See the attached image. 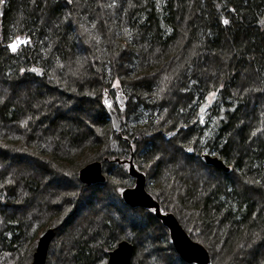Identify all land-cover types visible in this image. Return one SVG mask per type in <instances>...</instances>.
Instances as JSON below:
<instances>
[{
	"label": "trees",
	"instance_id": "obj_1",
	"mask_svg": "<svg viewBox=\"0 0 264 264\" xmlns=\"http://www.w3.org/2000/svg\"><path fill=\"white\" fill-rule=\"evenodd\" d=\"M2 4L0 264H31L48 229L60 247L51 244L46 264H106L124 240L135 245L132 264H187L153 211L122 200L135 186L123 162L132 152L162 212L210 264H264V0ZM116 83L120 132L105 105ZM206 153L231 171L204 164ZM96 160L107 181L86 186L79 171ZM76 201L109 204L120 222L99 207L64 222Z\"/></svg>",
	"mask_w": 264,
	"mask_h": 264
},
{
	"label": "water",
	"instance_id": "obj_2",
	"mask_svg": "<svg viewBox=\"0 0 264 264\" xmlns=\"http://www.w3.org/2000/svg\"><path fill=\"white\" fill-rule=\"evenodd\" d=\"M5 4L0 6V13L4 12ZM25 41L15 42L16 49L23 45ZM2 39L0 36V45ZM124 99L120 98V103ZM105 105L109 113V117L113 123V129L120 132L122 123L117 110L113 106V98L106 97ZM191 149V151H189ZM187 153L193 154V149L188 148ZM134 153L132 152L129 160L123 161L129 165V174L135 179V186L126 188L122 191V199L124 203L135 209L141 208L144 210H152L155 216L163 225L169 230L171 242L178 253L179 257L187 264H210L211 258L208 250L200 243L194 241L186 232L179 220L173 213H163L159 202L147 190V176L139 171L133 162ZM201 160L207 165L217 170L229 173L231 168L219 157L210 154H203ZM120 163L119 159H116ZM79 180L87 186L104 184L107 177L103 171V163L101 161H94L86 165L79 171ZM56 236L54 229H48L40 236L36 251L33 254V261L31 264H46L49 249L52 241ZM135 256V246L127 240L121 241L117 247L109 252L108 261L106 264H132Z\"/></svg>",
	"mask_w": 264,
	"mask_h": 264
},
{
	"label": "rangeland",
	"instance_id": "obj_3",
	"mask_svg": "<svg viewBox=\"0 0 264 264\" xmlns=\"http://www.w3.org/2000/svg\"><path fill=\"white\" fill-rule=\"evenodd\" d=\"M119 83H116L114 86H116V88H115V90H116V102L114 101V107L116 108V110L117 111H119V113H125V111H126V101H125V98H124V94H123V92L121 91V89H117L118 87H119ZM120 97H122L123 99H124V102L123 103H119V98ZM215 99V94L214 95H211L209 98H208V101H207V103H206V106H204L203 108H202V112L203 113H206V111H207V109H208V107H209V105L213 102V100ZM120 115V114H119ZM120 117V116H119ZM120 120L122 121V119H121V117H120ZM123 124V123H122ZM71 126V125H70ZM44 159H47V157H44ZM96 161H98V160H96ZM125 167H126V169H128V164H126L125 165ZM103 171H104V164H103ZM144 173V172H143ZM70 182H72V181H70ZM69 182V183H70ZM154 186V184H153V182L151 181L150 183H149V181H148V179H147V188H149V187H153ZM148 190V189H147ZM120 192H122V191H120ZM149 192V191H148ZM150 193V192H149ZM88 201V200H87ZM84 203V204H83ZM83 203H81L80 201H76V206L71 210H69L67 213H66V216H65V218H64V222H68L72 217V221L74 222V225L76 224V217H78L79 216V211H80V207L81 208H86L87 210L89 209V208H93V207H99V208H101V209H103V212L104 213H108L113 219H114V221L117 223V221H119L120 222V220H119V218H121L120 217V215H114V208L113 207H111V206H109V204H107L105 207H100V206H96V204H93L91 201H89V202H85V201H83ZM133 210H135V209H133ZM144 216V215H143ZM133 217L134 218H136V219H138L139 221H143V219H139L138 218V215L136 214H134L133 215ZM146 221V220H145ZM131 228H133V227H131ZM134 229H138V228H134ZM139 230V229H138ZM45 233V232H44ZM145 233H147V235L145 234V241H146V244H151L152 246V248L151 247H149V248H151V251L149 252L150 253V257L154 260V258H157L156 260H158V257H156V254H155V248H157L156 246H157V244L155 243V241L154 240H156V238H157V236H156V234H150L149 232H148V230H147V228L145 229ZM56 234H57V232H56ZM162 241V240H161ZM54 243V242H53ZM55 244V248H57V247H60L59 246V241H57V242H55L54 243ZM145 247H146V245H144ZM49 255V254H48ZM152 256H154V257H152ZM154 263L156 262L155 260L153 261ZM52 264H57L58 262L56 261V262H54V260H53V262H51Z\"/></svg>",
	"mask_w": 264,
	"mask_h": 264
},
{
	"label": "snow or ice",
	"instance_id": "obj_4",
	"mask_svg": "<svg viewBox=\"0 0 264 264\" xmlns=\"http://www.w3.org/2000/svg\"><path fill=\"white\" fill-rule=\"evenodd\" d=\"M0 2H2V0H0ZM71 2H72V0H69V3H71ZM224 23L227 24L228 21L225 20ZM9 47L12 49V51L15 52V51H16V47H17V45L14 43V44L9 45ZM189 151H191V149H189Z\"/></svg>",
	"mask_w": 264,
	"mask_h": 264
},
{
	"label": "flooded vegetation",
	"instance_id": "obj_5",
	"mask_svg": "<svg viewBox=\"0 0 264 264\" xmlns=\"http://www.w3.org/2000/svg\"><path fill=\"white\" fill-rule=\"evenodd\" d=\"M46 160V159H45ZM154 212V211H153ZM169 231V230H168ZM169 234H170V232H169ZM55 238H56V236H55ZM55 238H54V240L52 241V243L55 241ZM171 240V239H170ZM133 244V243H132ZM134 245V244H133ZM135 246V245H134Z\"/></svg>",
	"mask_w": 264,
	"mask_h": 264
},
{
	"label": "bare ground",
	"instance_id": "obj_6",
	"mask_svg": "<svg viewBox=\"0 0 264 264\" xmlns=\"http://www.w3.org/2000/svg\"><path fill=\"white\" fill-rule=\"evenodd\" d=\"M109 114V113H108ZM110 121H111V124H112V127H113V123H112V120H111V118H110ZM83 184V183H82ZM85 185V184H84ZM87 186V185H86Z\"/></svg>",
	"mask_w": 264,
	"mask_h": 264
}]
</instances>
